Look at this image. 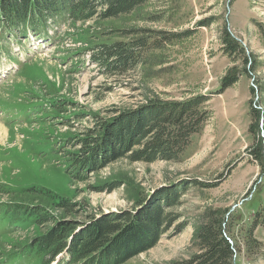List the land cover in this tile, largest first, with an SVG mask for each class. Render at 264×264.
Returning <instances> with one entry per match:
<instances>
[{
	"label": "rangeland",
	"instance_id": "rangeland-1",
	"mask_svg": "<svg viewBox=\"0 0 264 264\" xmlns=\"http://www.w3.org/2000/svg\"><path fill=\"white\" fill-rule=\"evenodd\" d=\"M35 25L0 31V127L7 129L0 139V264H66L64 255L50 261L34 243L52 223L37 226L10 197L31 187L68 200L66 217L48 210L73 222L74 232L103 215L134 216L156 199L165 204L176 192L156 241L151 245L143 233L147 246L120 264L187 261L198 251L195 231L213 208L226 213L227 237L237 246L233 264H264V168L249 156L258 138L249 131L253 106L261 110L264 139V0H148L114 17L73 22L64 13ZM224 27L244 46L247 63L223 50ZM142 37L149 45L132 69L117 72L114 59L92 60L102 44ZM233 65L248 72L221 92ZM199 94L209 96V116L179 160L126 156L88 168L84 180L71 175L82 159L79 140L99 137L104 124L148 108L153 99ZM59 100L65 108L57 111ZM253 224L262 246L248 248L244 235Z\"/></svg>",
	"mask_w": 264,
	"mask_h": 264
},
{
	"label": "trees",
	"instance_id": "trees-1",
	"mask_svg": "<svg viewBox=\"0 0 264 264\" xmlns=\"http://www.w3.org/2000/svg\"><path fill=\"white\" fill-rule=\"evenodd\" d=\"M145 1L148 0H0V28L13 30L24 23L34 26V22L38 20L45 22L50 17H58L64 13L73 22L87 21L98 14L102 18L114 17L131 12L135 6ZM99 8L102 9L101 12ZM221 33L225 53L229 56L241 54L247 63L244 46L225 27ZM147 45L149 44L143 37L133 41L102 44L93 52L92 60L109 62L114 59L113 71L123 72L137 65V60ZM243 71L248 72L246 67H229L221 78L218 90L222 92L236 83ZM208 100L209 96L205 94L181 101L153 99L148 108L126 115L108 128H104V124L99 137L87 136L79 140L83 155L81 154V161L77 155V161H80L77 165L78 171L75 170L71 175L76 176L78 180H84L81 174L88 168L98 170V166H105L112 160L126 156L133 161L179 160L190 137L200 130L209 116L205 105ZM64 103L59 100L53 107L59 111L65 108ZM251 116L253 123L250 124L249 131L257 133L258 138L255 147L249 150V156L264 168V139L259 135L261 110L253 106ZM170 194V199L165 204H160L159 199H156L149 206L146 205L141 211L149 212L145 214V218L142 213L133 216L129 211L119 215H103L76 232L73 222L60 220L59 216L56 220L57 215L49 212L59 210L65 215L70 211L68 200L55 195L51 190L45 187H31L25 193H14L10 197L23 205L19 204L21 208L24 207L25 214L35 216L34 224L37 226L42 228L43 225L52 223L46 231L36 236L34 241L42 252L50 255V261L66 249V264H120L147 246H142L143 240H146L143 239V233L147 238H152L151 245L156 241L157 233L169 221L170 215L164 211V207L171 206L173 200V203H177L176 192L172 191ZM256 213L258 215L259 210ZM203 218L195 231L197 253L187 261H177L173 264H233L237 246L230 241H233L231 236L227 237L225 211L219 208L209 209ZM125 220H128V223L123 225ZM254 225L256 224L247 228L244 235L248 248L262 246L255 238ZM130 237L133 241L128 242Z\"/></svg>",
	"mask_w": 264,
	"mask_h": 264
},
{
	"label": "bare ground",
	"instance_id": "bare-ground-1",
	"mask_svg": "<svg viewBox=\"0 0 264 264\" xmlns=\"http://www.w3.org/2000/svg\"><path fill=\"white\" fill-rule=\"evenodd\" d=\"M6 128H2V127H0V139H1V137H4V136H6L7 135V132H6ZM57 261V260H56Z\"/></svg>",
	"mask_w": 264,
	"mask_h": 264
},
{
	"label": "water",
	"instance_id": "water-1",
	"mask_svg": "<svg viewBox=\"0 0 264 264\" xmlns=\"http://www.w3.org/2000/svg\"><path fill=\"white\" fill-rule=\"evenodd\" d=\"M232 34V33H231ZM232 36H233V34H232ZM263 154H264V152H263Z\"/></svg>",
	"mask_w": 264,
	"mask_h": 264
}]
</instances>
